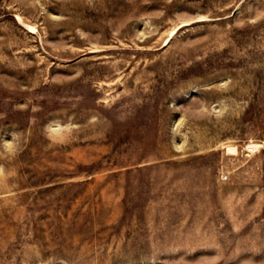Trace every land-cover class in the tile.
<instances>
[{"label": "rangeland", "instance_id": "1", "mask_svg": "<svg viewBox=\"0 0 264 264\" xmlns=\"http://www.w3.org/2000/svg\"><path fill=\"white\" fill-rule=\"evenodd\" d=\"M0 264H264V0H0Z\"/></svg>", "mask_w": 264, "mask_h": 264}]
</instances>
